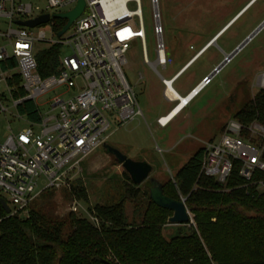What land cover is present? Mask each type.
<instances>
[{
    "label": "built area",
    "instance_id": "1",
    "mask_svg": "<svg viewBox=\"0 0 264 264\" xmlns=\"http://www.w3.org/2000/svg\"><path fill=\"white\" fill-rule=\"evenodd\" d=\"M78 2L0 0V99L9 97L16 109L33 101L39 113L36 123L17 133L11 131L0 143V194L13 205L6 201L9 215H28L31 203L48 190L72 191L82 161L107 143L111 119L125 124L137 116L145 117L124 71L133 40L141 41L144 62L161 78L165 97L176 102L168 94L178 73L166 79L157 68H165L168 62L159 0H151L157 55L154 62L148 58L141 0H85L82 14L58 37L66 20L61 19L64 25L60 27L53 15L74 9ZM130 4L135 7L130 8ZM44 14L50 16L44 25L30 28L16 23ZM3 23L7 25L4 31ZM55 44L70 46L72 53L60 57L57 73L43 77L37 54ZM48 93L52 95L45 102L47 108L41 110L36 100ZM2 111L10 112L3 106ZM157 123L166 127L169 121H163L162 116ZM203 147L200 175L214 178L221 186L227 184L236 162L245 181H251L257 171L264 173V125L256 121L244 124L230 119L220 137L205 142ZM42 180L45 183L41 186ZM259 188L264 190V181H259ZM69 211L83 212L96 228L101 227L94 208L78 199L72 201ZM190 224H194L193 219Z\"/></svg>",
    "mask_w": 264,
    "mask_h": 264
},
{
    "label": "rangeland",
    "instance_id": "2",
    "mask_svg": "<svg viewBox=\"0 0 264 264\" xmlns=\"http://www.w3.org/2000/svg\"><path fill=\"white\" fill-rule=\"evenodd\" d=\"M252 1L159 0L168 62L165 68H157L166 79H170L191 58L208 48L212 39L222 31L219 38L217 37L218 40L216 38L206 52L191 60L183 69V75L173 83L179 94L185 95L198 82H206L203 80L225 60L226 55L231 54L264 22V0H258L230 24ZM134 7V4H130V8ZM141 7L148 58L154 62L157 55L151 0H141ZM1 27L4 31L7 25L3 23ZM47 37L52 38L50 31H47ZM71 53L70 46H63L60 57ZM126 58L124 71L145 117L137 116L125 124L111 119L107 143L131 159L147 160L152 165L148 179L139 185L134 184L122 164L101 146L82 161L73 179V186L78 182L84 186L88 203L80 199L74 189L48 190L39 195L31 203V207L50 216L64 218L72 213L69 211V205L74 199L93 208L96 205H111L124 201L127 222L141 225L149 207V181L152 178L166 186V190L174 187L178 198L185 201V196L180 194L174 184L173 173L187 162L192 154L190 149L217 140L227 122L234 119L237 111L264 88L259 83L264 75V26L212 76L207 85L203 86L180 114L164 128L157 124V118L165 115L178 101L171 102L164 96L165 86L152 66L144 62L139 39L131 42ZM140 74L143 75L142 78ZM2 88L3 86L0 91ZM51 95L52 93H48L36 100L41 110L47 108L45 102ZM2 106L10 112H3ZM26 125L25 118L18 117L13 101L9 97L0 99V143L11 131L17 133ZM41 183L42 186L45 181L42 180ZM129 189L134 193L133 196L129 195ZM0 195L10 203L5 195ZM9 205L13 207L11 203ZM75 214L86 217L83 212L82 215ZM21 216L28 215L21 213ZM191 217L193 218L192 213ZM182 227L181 224L171 223L167 218L162 223L161 230L169 239ZM109 259L118 263L114 256L110 255Z\"/></svg>",
    "mask_w": 264,
    "mask_h": 264
},
{
    "label": "trees",
    "instance_id": "3",
    "mask_svg": "<svg viewBox=\"0 0 264 264\" xmlns=\"http://www.w3.org/2000/svg\"><path fill=\"white\" fill-rule=\"evenodd\" d=\"M60 54L59 44L37 54L43 77L58 72ZM20 112L29 120H39L33 101L24 102ZM235 119L264 125V88L237 111ZM203 157L201 147L174 175L194 224L181 225L169 239L161 225L173 211L151 197L141 225L127 222L124 201L96 205L102 221L99 229L75 213L58 218L31 206L26 217L9 215L0 202V264H116L110 255L117 264H264V190H259L264 173L257 171L251 181H245L236 162L227 184L221 186L214 178L200 175ZM166 188L160 186L164 196L180 200L174 187ZM73 189L88 203L81 182Z\"/></svg>",
    "mask_w": 264,
    "mask_h": 264
},
{
    "label": "water",
    "instance_id": "4",
    "mask_svg": "<svg viewBox=\"0 0 264 264\" xmlns=\"http://www.w3.org/2000/svg\"><path fill=\"white\" fill-rule=\"evenodd\" d=\"M85 0H79L76 7L68 12L64 13H56L53 16L58 19L66 20L65 25L62 27V29L58 32L57 36L61 37L72 25V23L82 14L85 8ZM50 20V16L48 14H44L41 16H38L35 19L31 20H17L16 23L22 26H27L30 28L44 25L48 23ZM264 26V22L251 34L249 35L231 54H227L225 57V60L220 63L213 72L208 75L205 78V81L208 82L212 76L217 73L221 67L236 53L238 52L262 27ZM218 35H216L210 45L213 43V41H216V38ZM198 56V55H197ZM195 56L194 58H196ZM193 58V59H194ZM201 88H199L197 91H199ZM196 91V90H195ZM104 147L115 156L117 161L122 164L125 171L129 174L132 182L134 184H141L145 180L148 179L149 174L152 171V165L148 163L147 161H140V160H134L129 158L127 155L116 149L115 147L109 145L108 143L104 144ZM149 187L151 191L150 197L154 199V201L164 207H167L173 211V215L169 218V221L173 224H190L192 222L191 218V212L187 208L186 203L183 199L181 200H175V199H169L166 196H164L161 192L160 185L157 182L156 179L152 178L149 181ZM0 202L2 204V207L5 209L6 213H10V207L6 200L4 198L0 199ZM110 264V263H108Z\"/></svg>",
    "mask_w": 264,
    "mask_h": 264
},
{
    "label": "bare ground",
    "instance_id": "5",
    "mask_svg": "<svg viewBox=\"0 0 264 264\" xmlns=\"http://www.w3.org/2000/svg\"><path fill=\"white\" fill-rule=\"evenodd\" d=\"M254 1H256V0H253L249 5H247L239 14H237L236 16H235V18L230 22V24H232V22L245 10V9H247L248 8V6H250ZM237 21V20H236ZM235 21V22H236ZM230 24H228V26L230 27L231 25ZM227 26V27H228ZM224 29H226V28H224ZM223 29V30H224ZM225 31V30H224ZM222 33V31L220 32V34ZM220 34H218V36H220ZM213 42H215V40L213 41ZM207 49H205V51H206ZM204 52V51H203ZM202 52V53H203ZM200 53V52H199ZM199 53L197 54V55H199ZM201 53V54H202ZM196 55V56H197ZM189 62H191V60L189 61ZM186 70V69H185ZM259 83L262 85V86H264V75L263 76H261V78H260V81H259ZM207 85V82H201L199 85H197V87H195L188 95H186V96H181L176 90H175V88L173 87V86H170V92H169V94L168 95H170L174 100H177L178 101V103H177V105L174 107V109L171 111V112H169V113H167L166 115H164L163 116V121H169V123L190 103V101H191V99L193 98V97H195V95L197 94V90L199 89V88H202L203 86H206ZM196 90V91H195Z\"/></svg>",
    "mask_w": 264,
    "mask_h": 264
},
{
    "label": "crops",
    "instance_id": "6",
    "mask_svg": "<svg viewBox=\"0 0 264 264\" xmlns=\"http://www.w3.org/2000/svg\"><path fill=\"white\" fill-rule=\"evenodd\" d=\"M205 49H207V48H205ZM205 49H204L203 51H205ZM207 50H208V49H207ZM207 50H206V51H207ZM203 51H201L200 53H202ZM206 51H205V52H206ZM200 53H199V54H200ZM203 53H204V52H203ZM203 53H202V54H203ZM202 54H201V55H202ZM195 56H196V55H195ZM195 56H194V57H195ZM198 56H199V55H198ZM194 57H193V58H194ZM193 58H191L190 60H193ZM190 60H189V61H190ZM189 61H188L184 66H182V67L176 72V73H178V74H177V78H176V80L179 79V78L183 75L184 72H182V71H183L184 68H186V67L189 65V63H190ZM176 80H175V81H176ZM199 84H200V83L198 82V83H197L194 87H192V88H191V89H190L185 95H183V94H180V95H181V96H186V95H188V94H189V93H190L195 87H197V85H199ZM164 96H165V95H164ZM176 101H177V100H176ZM21 105H22V104H21ZM21 105H20V106H21ZM176 105H177V104H175V105H174V106H173V107H172L167 113L171 112V111L174 109V107H175ZM20 106H19L18 109H17L18 113H20V116H18V117L25 118L26 123H27V125H26L25 127L30 126V125H33V123H36L37 121L29 120V118H28L26 115H24V114H22V113L20 112ZM167 113H166V114H167ZM166 114H165V115H166ZM179 114H180V113H179ZM162 116H164V115H161V116H159V117H162ZM159 117H158V118H159ZM158 118H157V119H158ZM174 119H175V118H174ZM174 119H173V120H174ZM173 120H172V121H173ZM172 121H171V122H172ZM157 124H158V123H157ZM168 124H169V123H168ZM35 126H36V125H35ZM161 128H164V127H161ZM201 147H203V146H199V147L194 146V148L190 149V150H191V153H192L191 156H192V155H193L198 149H200ZM191 156H190V157H191ZM190 157H189V158H190ZM140 161H142V160H140ZM145 161H147V160H145ZM187 161H188V160H187ZM147 162H148V161H147ZM148 163H149V162H148ZM185 163H186V162H185ZM185 163H184V164H185ZM184 164H183V165H184ZM183 165H182V166H183ZM182 166H181V167H182ZM181 167H179V168L173 173V175L176 174L177 171H178ZM151 172H152V171H151ZM154 179H155V178H154ZM156 180H157V179H156ZM157 182L159 183L160 186L162 185L158 180H157Z\"/></svg>",
    "mask_w": 264,
    "mask_h": 264
},
{
    "label": "flooded vegetation",
    "instance_id": "7",
    "mask_svg": "<svg viewBox=\"0 0 264 264\" xmlns=\"http://www.w3.org/2000/svg\"><path fill=\"white\" fill-rule=\"evenodd\" d=\"M200 54H201V53H200ZM200 54H199V55H200ZM196 55H197V54H196Z\"/></svg>",
    "mask_w": 264,
    "mask_h": 264
}]
</instances>
